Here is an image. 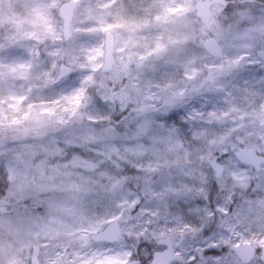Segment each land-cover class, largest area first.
I'll use <instances>...</instances> for the list:
<instances>
[{
    "label": "rangeland",
    "instance_id": "1",
    "mask_svg": "<svg viewBox=\"0 0 264 264\" xmlns=\"http://www.w3.org/2000/svg\"><path fill=\"white\" fill-rule=\"evenodd\" d=\"M261 51L264 0H0V264H147L167 241L174 264H241L231 248L264 247V167L234 155L264 157ZM114 222L117 243L92 242Z\"/></svg>",
    "mask_w": 264,
    "mask_h": 264
},
{
    "label": "water",
    "instance_id": "2",
    "mask_svg": "<svg viewBox=\"0 0 264 264\" xmlns=\"http://www.w3.org/2000/svg\"><path fill=\"white\" fill-rule=\"evenodd\" d=\"M79 4V1L63 3L59 10V17L62 21L63 34L65 38L69 37V28L73 20L74 12ZM200 16L204 17L205 12L203 6H199ZM207 49L216 56L221 55V49L214 41L207 44ZM114 48L115 40L110 33H106L104 38V62L102 72L108 74L114 66ZM257 57L264 64V51L258 52ZM66 72H64V75ZM236 161L245 167L252 168L255 172H260L264 167V158L260 157L253 150L242 149L235 153ZM217 176L221 175V170H215ZM122 238V229L116 222L109 224L104 230L95 234L91 240L97 244H115ZM235 257L241 264H250L256 258L259 252V261L264 264V247L260 250L255 249L251 245H241L236 248H231ZM182 261L180 256L175 255L172 245L168 243V248L163 252L153 254L150 264H172ZM32 264H40L37 259V253L34 252L31 258ZM127 264H139L138 261H131Z\"/></svg>",
    "mask_w": 264,
    "mask_h": 264
},
{
    "label": "trees",
    "instance_id": "3",
    "mask_svg": "<svg viewBox=\"0 0 264 264\" xmlns=\"http://www.w3.org/2000/svg\"><path fill=\"white\" fill-rule=\"evenodd\" d=\"M141 113H142V112H141ZM128 118H129V115L124 116V118L122 117L123 122L127 121ZM216 252H217V251H215V250H206V251H204V252L200 251V252H197V253H196V256L198 255L199 258L201 259V258H206V257H208V256H211L212 254H215ZM195 260H196V259H195Z\"/></svg>",
    "mask_w": 264,
    "mask_h": 264
},
{
    "label": "flooded vegetation",
    "instance_id": "4",
    "mask_svg": "<svg viewBox=\"0 0 264 264\" xmlns=\"http://www.w3.org/2000/svg\"><path fill=\"white\" fill-rule=\"evenodd\" d=\"M160 246H161V248H162V251L165 250V249L167 248V246H166V242L160 243ZM140 264H141V262H140Z\"/></svg>",
    "mask_w": 264,
    "mask_h": 264
}]
</instances>
